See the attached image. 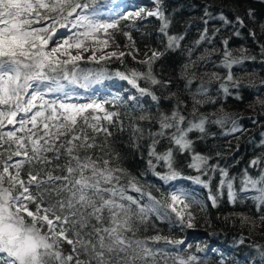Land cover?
<instances>
[{
    "label": "snow or ice",
    "instance_id": "obj_1",
    "mask_svg": "<svg viewBox=\"0 0 264 264\" xmlns=\"http://www.w3.org/2000/svg\"><path fill=\"white\" fill-rule=\"evenodd\" d=\"M155 4L151 11L141 8L103 19L97 0H0V264H168L169 260L172 264H197L194 255L173 256L157 247L161 241L170 245H182L183 241L158 233L141 236L140 231L152 217L174 218L181 226L193 228L192 209L199 202L175 184L157 198L122 165L119 153L109 144L111 129L124 127L121 113L109 107L125 103L121 97H87V102H79L83 98L80 90L87 92L109 78L104 65L113 60L124 64L125 57L136 60L140 50L131 32L122 31L121 21H131L126 26L131 27L144 16L156 17L166 41L165 51L181 47L184 37L169 34L171 21L160 0ZM206 15L210 16L207 11ZM248 15L252 16L251 10ZM219 19L233 23L223 14ZM234 23L243 26L244 21L237 16ZM118 34L126 38L123 47L127 51H107L121 47ZM208 40L205 28L195 44ZM222 43V64L231 70L241 61L233 58L227 39ZM188 54L192 55L191 49ZM163 55L154 49L145 53L144 60L136 61L146 66V71L114 73L136 92L127 97V103L143 113L130 125L134 146L145 138L140 121L157 125L156 131L147 133L151 141L147 148L149 169L165 184L189 179L209 189L213 207L218 197L211 191L210 173H219L218 191L226 187L230 202H234L236 193L228 171L196 151L189 134L198 131L202 138L209 123L226 128L225 135L241 129L228 114L215 120L196 116V106L202 101L195 97L208 91L203 84L193 93V119L182 114L183 102L179 100L170 113L161 111L162 98L153 86L167 89L171 81L158 79L153 65ZM198 61L189 60L182 66L186 89L193 85ZM82 62L101 67L85 69ZM216 79L225 95H230V87L238 86L231 71ZM141 81L148 86L142 87ZM143 100L156 107L155 114L145 108ZM162 139L170 146L159 152ZM177 151L190 156L187 167L198 175L182 176L174 166ZM260 163V159L251 161L252 166ZM160 164L167 169L163 174L155 171ZM242 183L241 191L255 190L254 199L264 206V169L258 179L246 174ZM65 245L71 250L66 252Z\"/></svg>",
    "mask_w": 264,
    "mask_h": 264
},
{
    "label": "trees",
    "instance_id": "obj_2",
    "mask_svg": "<svg viewBox=\"0 0 264 264\" xmlns=\"http://www.w3.org/2000/svg\"><path fill=\"white\" fill-rule=\"evenodd\" d=\"M160 5L171 21L169 34L184 37L181 47L175 51H165L166 41L159 32L160 21L156 17H150L131 27L126 26L132 22L121 21L122 31L131 32L141 57L135 61L131 57H125L124 64L113 60L104 67L109 78H118L114 75L116 71H146V66L136 61L144 60L145 53L150 54L154 49L164 52L153 65V73L158 79L171 81L167 89L153 86L156 94L162 98L160 110L170 113L179 100L183 102L182 114L188 119H193V93L201 84L207 87L206 94L195 97L202 101L196 106V116L215 120L228 114L236 119L241 131L225 135L226 128L209 123L206 124L207 135L201 138V134L194 131L189 134V138L194 141L196 151L211 157V164H218L228 171L233 180L236 199L230 202L226 187L218 191L219 173H210L213 177L211 191L218 197L215 207L208 200L209 189L189 179L165 184L149 169L147 163V148L151 142L147 139V133L156 131L158 126L140 121L145 130V138L139 141L138 146H134L130 125L143 113L134 104L127 103L126 97H122L125 103L118 107L109 106L111 110L119 111L123 120V130L119 125L112 128L113 135L109 138V144L114 153H119L122 165L138 179L145 191L157 198L167 194L171 190L170 185L175 184L183 187L199 202L192 209L193 228L181 226L174 218L160 220L152 217L147 228H141L140 235L151 236L158 233L171 240L183 241L182 245H170L161 241L157 247L173 256L194 255L198 257L197 264H264V220L261 219L264 217V206H258V201L254 199L257 195L255 190L241 191L246 174L258 179L264 169V104L261 103L264 101V0H160ZM249 10L252 16L248 15ZM206 11L210 16L206 15ZM221 14L233 23H224L219 19ZM237 16L244 21L243 26L234 23ZM205 28L209 40L195 44ZM117 39L121 45L117 49L127 51L123 47L127 42L126 38L118 34ZM225 39L228 40L227 47L233 58L241 61L234 64L231 70L224 68L222 64L225 47L222 42ZM189 49L192 50L190 57ZM202 56L205 59L198 61ZM189 60L198 62L194 69L193 85L186 89L182 66ZM81 66L94 70L101 67L99 64L84 62ZM229 71L238 86L230 87V95H225L220 89L221 81L216 77H225ZM141 86L148 85L141 81ZM173 93L174 97L164 99L171 97ZM132 95H136L135 90ZM142 102L145 108L156 113V107H150L149 101ZM227 127H231V124ZM169 146V141L162 139L157 151L164 152ZM256 159H260L261 163L252 166L251 161ZM189 162L188 154L178 151L174 153V166L183 177L198 175L195 170L187 167ZM155 171L163 174L167 169L160 164ZM242 220L245 222L242 223ZM70 250L65 245V251ZM168 264H172V261L169 260Z\"/></svg>",
    "mask_w": 264,
    "mask_h": 264
},
{
    "label": "rangeland",
    "instance_id": "obj_3",
    "mask_svg": "<svg viewBox=\"0 0 264 264\" xmlns=\"http://www.w3.org/2000/svg\"><path fill=\"white\" fill-rule=\"evenodd\" d=\"M121 0H99L97 11L100 13L101 18L108 19L112 14H121L126 12L135 11L138 9H144L145 12L151 11L156 7L155 0H125V4L120 7H116V4ZM149 16H144V18L137 20L135 24H140L143 21L148 20ZM131 22V21H127ZM107 51H122L117 48H109ZM91 53H85L84 55H90ZM141 56L136 54V58ZM82 99L79 102H87V97L98 98V99H111L113 96L119 97H128L132 96L134 90L126 83L119 78H107L104 79L101 83L95 84L90 90L85 92L80 90Z\"/></svg>",
    "mask_w": 264,
    "mask_h": 264
},
{
    "label": "bare ground",
    "instance_id": "obj_4",
    "mask_svg": "<svg viewBox=\"0 0 264 264\" xmlns=\"http://www.w3.org/2000/svg\"><path fill=\"white\" fill-rule=\"evenodd\" d=\"M135 2H139V0H136ZM124 4H125V0H121L118 2V4H116V7L123 6Z\"/></svg>",
    "mask_w": 264,
    "mask_h": 264
}]
</instances>
